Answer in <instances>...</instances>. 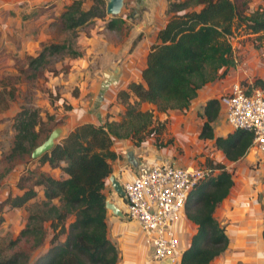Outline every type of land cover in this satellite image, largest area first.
I'll return each instance as SVG.
<instances>
[{
	"label": "trees",
	"instance_id": "obj_1",
	"mask_svg": "<svg viewBox=\"0 0 264 264\" xmlns=\"http://www.w3.org/2000/svg\"><path fill=\"white\" fill-rule=\"evenodd\" d=\"M247 10V0L240 3L234 0L169 1L168 17L148 47L140 80L131 81L116 91V99L124 107L121 118L97 125L75 126L51 150L36 159L37 164L47 163L50 168H57L63 177L38 173L27 186L21 181L18 183V194H7L0 200V223L4 207L20 208L32 199L39 202L36 211L28 214L17 237L6 246L11 248L24 237L30 239L35 248L42 243L44 228H47L50 231L48 247L30 264H116L118 249L107 237L104 209V185L111 172L110 161L119 157L110 149L112 141L129 139L133 145H138L146 134L156 130L149 127L151 111H141L140 103L153 104L160 112L184 110L205 83L221 77L232 67L234 58L227 36L232 32L233 23L234 26L243 24L251 33L264 32V9L257 7L250 13ZM103 16V1L82 10L80 2L73 0L60 14V20L65 29L74 31L93 18ZM117 22L115 18L110 19L106 26L113 30ZM63 51L79 56L70 46L48 44L29 58L26 66L36 70L47 56ZM254 85L264 88L259 80ZM218 112L217 98L207 99L202 106L203 121L198 138L212 140L225 160L233 162L245 155L252 135L241 129L232 130L224 137L213 135L211 123ZM53 117L49 119L54 125L61 124L60 119ZM41 122L36 108H22L15 114L8 158L30 155L38 144L39 129L36 128ZM204 165L217 172L191 189L185 201L184 218L196 229L180 254L179 264H208L228 243L213 211L233 184L231 172L221 163L207 161ZM36 186H40L41 199H36ZM70 217L72 220L67 222ZM1 251L0 248V264L29 263L28 254L22 249L6 256H2Z\"/></svg>",
	"mask_w": 264,
	"mask_h": 264
},
{
	"label": "rangeland",
	"instance_id": "obj_2",
	"mask_svg": "<svg viewBox=\"0 0 264 264\" xmlns=\"http://www.w3.org/2000/svg\"><path fill=\"white\" fill-rule=\"evenodd\" d=\"M72 1L0 0V200L7 194H18L20 192L17 188L18 183L21 181L27 186L38 174L36 159L32 160L28 155L14 159L8 158L14 134L12 125L15 114L22 108L39 110L42 122L36 129H39L37 143H41L49 131L58 126L49 119L53 117V114L48 110L53 111L57 108L61 111L70 110L69 99L76 97L79 93L75 83L76 76L85 67V63L91 68L97 65L95 61L99 53L96 50L100 48V45L105 49L109 43L113 46L112 50L118 51L125 41L130 44L128 46L131 49L133 45L144 40V46L147 44L149 47L154 42V34L159 24L164 23L168 17L167 3L181 0H123L120 12L115 17L104 12L103 17L93 18L74 31L65 29L60 20V14ZM78 1L80 8L86 10L94 3L98 4L99 0ZM101 1L105 5L106 0ZM234 1L241 2V0ZM247 2V13L257 7L264 9V0H247ZM113 18L118 22L113 30H109L106 23ZM234 24L235 22L231 28V34L227 36L234 58L233 66L228 68L221 77L205 83L197 93L213 91L216 94L212 98H217L227 85L234 82L248 86L259 80L264 84V32L251 33L243 24L239 26ZM48 44L70 46L72 50L79 53V56H71L63 51L47 56L45 62L36 70L29 69L26 66L28 59L34 57L43 46ZM59 97L63 99L62 102L59 101L60 104L57 102ZM196 97L197 94L193 99ZM191 101L184 110L164 112L156 110L153 104L140 103L138 108L141 111H151L152 124L149 127H154L156 130L153 134H146L138 145L132 144L131 149L135 151L133 146L141 147V144L147 140L153 150L181 166L200 167L207 161L221 163L215 154L212 140L198 138L203 121L200 117L202 107L192 106ZM121 106L119 118L113 121L121 118L124 109L122 104ZM63 119L60 118V121L64 122ZM216 134H218L217 130L214 131V135ZM248 152L247 150L245 155L233 161L238 163L229 164L227 160L221 163L231 172L232 181L239 172L248 171L252 165H255L253 163H256V156L253 158L252 153L248 154ZM257 155L262 156V154ZM32 164H34L33 168H29ZM259 188L260 184L257 189ZM114 201L118 207H122L120 200ZM221 202L213 211L214 218L220 217L215 210L222 204ZM38 203L35 200L20 208H3L0 223L2 256L16 249H22L28 254V264H30L48 247L50 231L47 228H44L45 235L42 243L35 248H32L31 240L24 237L19 238L13 247L6 246L9 241L17 237L26 223L28 214L36 211ZM111 215L106 213L105 218ZM71 220L70 217L67 222ZM105 222L107 237L118 249L116 264H140L143 257L137 245L136 236L134 235V240L130 239V231L126 230L124 233L121 230L115 231L113 222H107V219ZM44 225L46 226V223ZM133 229H137L136 224ZM59 239L62 240L63 235L59 236Z\"/></svg>",
	"mask_w": 264,
	"mask_h": 264
},
{
	"label": "crops",
	"instance_id": "obj_3",
	"mask_svg": "<svg viewBox=\"0 0 264 264\" xmlns=\"http://www.w3.org/2000/svg\"><path fill=\"white\" fill-rule=\"evenodd\" d=\"M162 25L163 23H160L156 31ZM128 45L130 44L125 41L118 51L112 50V44L110 46L108 43L105 49L100 45V48L96 50L99 53L95 61L97 65L91 68L85 63V67L80 70L76 79L74 78L79 93H77L76 97L69 99L70 110L61 111L60 108L53 111L51 109L48 110L53 114L54 120L64 118V122H61L60 125L65 128L66 133L82 123L97 125L103 123L105 120L109 121L119 118L122 106L116 99V91L125 88L131 81L140 80V70L144 66V58L148 50L147 44L144 46V40L133 45L131 49ZM127 46L128 49H126ZM228 87L229 85H227ZM227 88L223 89L222 92H225ZM214 94L216 93H213V91L209 93H197L196 101L192 103V106L198 105L202 107L205 101L212 98ZM60 100L62 102L63 99L61 97L58 98L57 102L59 104ZM227 126L219 106L217 117L211 123L213 135L214 131L217 130L218 134L215 136L224 137L232 131ZM211 142L213 143V141ZM128 147H132V142L129 139L113 140L110 146V149L119 156L110 161L111 171L116 173L119 182L129 179L134 171V167L125 160ZM133 148L135 149L133 154L137 161L141 160L147 163L172 162L174 165L181 166L170 158H165L153 150L147 140L141 144V147L133 146ZM215 150L219 161L223 163L225 158L222 153L216 148ZM255 161L256 163H253L255 165H252L248 171L239 172L233 178V184L227 196L217 210H215L220 216L219 219L216 217L215 220L219 226L223 227L228 243L226 248L208 264H264V154L260 157L256 154ZM231 163L238 162H230L229 164ZM33 166L34 164L30 165L29 168H33ZM36 169L38 173H45L53 178L64 176L57 168H50L47 163L37 164ZM107 184L106 178L104 195H108L115 204V199L122 202V199L115 196L113 192L106 190ZM258 184H260L259 189H257ZM34 190L37 191L36 199H41L40 186L34 187ZM33 201L34 199L29 200L27 203ZM119 207H123V202L122 207ZM126 218L125 216L123 219ZM105 219H107V222L115 224V231L121 230L124 233V231L128 230L131 233L130 239L133 238V240L134 235L136 236L137 245L143 257L140 264H171L166 260L149 262L150 249L145 245L142 233L135 221L128 218L130 221L121 220L113 215L111 217L106 216ZM134 223L137 229H133ZM195 229V225L187 221L184 216L180 218L177 236L181 251L188 246Z\"/></svg>",
	"mask_w": 264,
	"mask_h": 264
},
{
	"label": "built area",
	"instance_id": "obj_4",
	"mask_svg": "<svg viewBox=\"0 0 264 264\" xmlns=\"http://www.w3.org/2000/svg\"><path fill=\"white\" fill-rule=\"evenodd\" d=\"M217 101L227 125L232 130L250 132L249 149L255 147L257 154H264V88L234 82L218 95ZM216 172L204 164L188 167L139 160L132 176L120 181L124 193L123 213L141 231L150 249L149 262L166 260L179 264L183 250L179 248L177 228L184 216L185 201L191 189Z\"/></svg>",
	"mask_w": 264,
	"mask_h": 264
},
{
	"label": "water",
	"instance_id": "obj_5",
	"mask_svg": "<svg viewBox=\"0 0 264 264\" xmlns=\"http://www.w3.org/2000/svg\"><path fill=\"white\" fill-rule=\"evenodd\" d=\"M123 5V0H106L105 5H104V12L111 16L115 17L119 12L120 9ZM196 99H193L191 103L195 102ZM202 111V108H201ZM66 135L65 128L61 125L53 127L46 138L36 145L31 151H30V158L32 160L37 159L40 157L42 154L46 153L47 151L51 150L55 143H57L61 138H63ZM248 154L252 153L253 158L256 156V149L255 147H252L248 150ZM247 154V155H248ZM125 160L127 163L135 167L137 165V160L134 157L133 150L128 147L126 154H125ZM172 165H174L171 162ZM11 177H15V175H11ZM107 182L108 184L106 185L107 189H110L117 197H120L123 199L124 193L121 187L120 182L117 179V175L114 171H111L108 176H107ZM104 209H105V214L106 213H111L112 215L123 219L125 217L123 211L111 201L109 196L104 197Z\"/></svg>",
	"mask_w": 264,
	"mask_h": 264
}]
</instances>
